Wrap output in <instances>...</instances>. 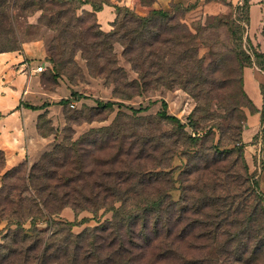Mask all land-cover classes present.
I'll use <instances>...</instances> for the list:
<instances>
[{"label":"rangeland","instance_id":"obj_1","mask_svg":"<svg viewBox=\"0 0 264 264\" xmlns=\"http://www.w3.org/2000/svg\"><path fill=\"white\" fill-rule=\"evenodd\" d=\"M92 1L113 13L108 25L86 0L53 6L46 17L21 10V0H0V9L8 6L0 53L29 46L33 60L46 59L53 68L55 84L40 78L44 89L56 91L61 83L68 89L39 121L41 134L52 137L44 162L41 155L25 160V183L14 190L21 203L29 199L36 206L0 218V264H84L72 257V236L85 230L98 239L85 244L87 254L98 245L90 264H121L112 250H129V233L141 234L154 221L143 209L157 198L164 203L156 220L160 233L131 248L133 257H142L131 264H228L235 249L250 253L262 246L264 194L248 168L246 180L239 140L252 111L246 67L259 73L264 94V0ZM151 10L170 16L160 38L129 49V11L147 16ZM58 25L68 32L59 34ZM36 162L47 167L40 173L49 185L42 191L46 206L35 189L43 179H30L32 188L28 182ZM214 195L223 197L217 207L209 204ZM214 215L237 224L213 236L207 231L222 228ZM112 224L123 236L115 243L108 232L102 238L90 231ZM184 228L194 233L182 239ZM238 230L245 234L233 237ZM255 264H264V252Z\"/></svg>","mask_w":264,"mask_h":264},{"label":"crops","instance_id":"obj_2","mask_svg":"<svg viewBox=\"0 0 264 264\" xmlns=\"http://www.w3.org/2000/svg\"><path fill=\"white\" fill-rule=\"evenodd\" d=\"M101 13L104 14L103 21L100 18L99 22L108 25L113 13L104 8L97 11V17ZM32 56L35 57L29 46L22 53H0V150L4 152L7 167L24 160L34 162L50 146L52 137L43 136L38 131V115L51 109L48 103L65 97L68 92L64 83L56 91L44 89L40 83L41 72L48 68L49 62L46 59L33 60ZM39 65L44 67L40 72L36 71ZM260 79L254 68L244 69L245 90L257 110L248 115L241 133V144L249 172L253 173L264 194V94Z\"/></svg>","mask_w":264,"mask_h":264},{"label":"trees","instance_id":"obj_3","mask_svg":"<svg viewBox=\"0 0 264 264\" xmlns=\"http://www.w3.org/2000/svg\"><path fill=\"white\" fill-rule=\"evenodd\" d=\"M154 0H141V2L145 5H150ZM18 2V1H17ZM68 0H21V2L18 4L21 7V10L26 11V12H30L33 13L37 10H40L42 12V16L46 17L47 14H50L54 11L53 6L56 7H63L67 4ZM86 3H91L92 5V9L94 12L96 11H100L102 10V5L103 3H97L95 1L92 0H86ZM7 5H6V9L5 6L0 9V27L3 26V18H4V13L7 11ZM63 12V10H59L56 13L58 15H60ZM131 18L129 19V26L130 24H134L130 29H129V33H134L133 36H131L129 38V49H135V48H143L145 47V45H147L150 42V45L154 44L155 42L158 41V38H160V31H161V24H164L167 22V19L170 17L167 13V11L165 10H151L148 12L147 16H139L136 15L135 13L130 12ZM158 24V26L156 25ZM57 31H59V34H64L66 32H68V27L66 25H58L56 27ZM148 32V33H147ZM233 52V49H232ZM244 55V54H243ZM245 57V56H244ZM246 58H248L246 56ZM51 59V58H50ZM238 60V58H237ZM239 61V60H238ZM53 69V68H52ZM47 68L46 70L41 72V79L44 78L46 79V81H44L43 84H48V82H51L52 80H50V70ZM55 84V82H51L48 85H53ZM47 86V85H45ZM262 92V89H261ZM250 99V98H249ZM64 102H66L67 100H63ZM251 106H252V112L256 111L257 109L254 107L251 99ZM32 109H39L41 107L39 106H28ZM137 111V110H135ZM46 111H44L43 113L38 115V121H37V128L39 133L41 134L40 131V125H39V121L42 119L44 113ZM169 119H171L172 121L175 120L174 117L171 116H167ZM262 117H264V108H262ZM43 135V134H41ZM45 136V135H43ZM239 145L241 144V140H239ZM243 147V145H242ZM48 155V154H47ZM44 154H41L40 156V162H44L45 158L43 157ZM46 156V155H45ZM25 161V160H24ZM24 161L20 162L17 165H14L12 167H7L6 166V162H5V155L4 152L2 150H0V180H1V185H0V218H2L5 215H17L19 213H23V212H27V213H32V209L34 208V206H36V202L31 204L29 199H24V203H21L18 198L17 195H15L14 190H17L18 188H20L19 186V182H24L25 183V177L22 175V171H21V165L24 163ZM245 167H246V174H247V164L245 162ZM7 168V169H6ZM47 171V167H43L42 164L40 163H34L33 166L30 169V172L28 174V182L30 183V179H31V183H34L35 180L37 178H42L43 179V183L41 186H37L35 187V189L39 190L43 197V200H41L40 198V202L42 205L46 206L49 203V197H46L44 194H42V191H45L46 189H49V185L46 181V179H44L45 177H47V175H43V177L40 176V173ZM187 174H190V172H188ZM250 178L247 174L246 176V180ZM30 183V186L32 188V184ZM27 185V184H26ZM24 191L29 192V190L27 189V187L25 186L23 188ZM163 199L161 198H157L155 200H149V202L146 204L147 207H145L143 209V211H145V214H153L152 219L154 221L150 222L147 218L146 220H148V222H150L153 226L152 227H148V222L144 221V227L141 230V234L136 235L135 232H130L128 237H127V244H128V248L123 247V245H119L117 247V249L114 251L112 250V254L110 256H117L120 257L119 259L121 260V264H131V260H135L138 261L140 260L142 257L136 256L133 257V250L136 246L137 243H139L140 240H142V246L145 244H149L151 242V240L156 237L160 232V228L157 224V219L160 216V212L162 207L164 206V203L162 201ZM210 200L212 202H209V204H211L214 207H217L218 205L216 204L217 201L223 200V197L221 195H214L212 198H210ZM63 207L69 205V203H63ZM77 204L76 202H72L70 205H74ZM55 205V204H54ZM190 207L186 206V207H182L181 211H186L188 210ZM200 210V209H199ZM199 210H194L195 212H199ZM216 210H219V208H216ZM149 214V215H150ZM148 215V216H149ZM138 218V217H137ZM214 219H218V221H220V224L222 226V228H219L218 230H214L212 232L207 231L209 234H213V236H216L217 234H223V233H229V231L227 230L226 226L227 225H235L237 224V221L235 220L234 217L231 216H227L220 220L219 216L214 215L213 216ZM178 221H180V217L177 218ZM182 221V219H181ZM203 221L201 220H197V224H203ZM137 223V222H135ZM208 223H212L211 221H209ZM213 225V224H212ZM220 226V227H221ZM150 229V230H149ZM117 229H115V226L112 224L105 226V228L102 229H92L90 230L92 233H97L99 235V233L101 234L100 237L104 238L103 234L108 232L107 234H109V236L112 237V239L114 240L113 243L117 242L118 238L119 240H122L123 236L120 234H116L114 233V231H116ZM118 231V230H117ZM194 232L192 231H188L186 228L182 229L179 233L180 237H182V239H184L185 237H187L188 235L192 234ZM240 234H245L244 231L242 230H238L237 232H235L233 234V237H239ZM248 234V232H247ZM152 235V236H151ZM198 236H204V234H202L201 232H199L197 234ZM249 235V234H248ZM75 240V246L72 249V257L75 259V262L77 261H82L84 264H90L91 261H93L95 258H98L96 253H97V248L98 245L96 246H92V248L88 249V254L86 253V250H84V248L86 247L85 244L89 243V242H93L96 243L97 237H94V234H89V230H85L83 231V233L78 234L76 236H72ZM94 239L92 241H89L90 238ZM262 246H257L256 250L251 251L250 253H248L247 250H240V249H235L233 254L230 255L229 259V263L228 264H251L253 262V264H255V260H258V258L262 255V252H264V243H261ZM87 248V247H86ZM142 248V247H140ZM139 249V248H137ZM83 251L82 255L80 256L79 253L80 251Z\"/></svg>","mask_w":264,"mask_h":264},{"label":"built area","instance_id":"obj_4","mask_svg":"<svg viewBox=\"0 0 264 264\" xmlns=\"http://www.w3.org/2000/svg\"><path fill=\"white\" fill-rule=\"evenodd\" d=\"M43 68H44L43 66L39 65L37 66L36 71L40 72L43 70ZM71 106H74V104L72 103Z\"/></svg>","mask_w":264,"mask_h":264}]
</instances>
